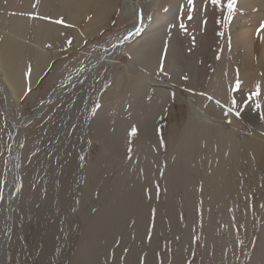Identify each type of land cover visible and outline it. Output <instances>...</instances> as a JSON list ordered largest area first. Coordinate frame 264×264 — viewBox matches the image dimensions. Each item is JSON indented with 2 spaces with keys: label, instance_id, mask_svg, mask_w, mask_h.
<instances>
[{
  "label": "rangeland",
  "instance_id": "obj_1",
  "mask_svg": "<svg viewBox=\"0 0 264 264\" xmlns=\"http://www.w3.org/2000/svg\"><path fill=\"white\" fill-rule=\"evenodd\" d=\"M59 2L0 0V220L8 223L12 214L7 264H260L264 107L256 105L264 106V94L246 97L256 84L264 92V64L258 67L257 48L251 71L234 45L241 23L258 24L251 15L264 14V3L250 9L249 0H238L231 20L226 10H209L190 21L178 8L184 0H149L143 33L137 44L122 47L117 64L102 65L89 82L79 75L64 83L140 22L125 11L128 0H114L107 6L112 9L108 0H87L85 8ZM59 18L66 24L52 22ZM154 31H164L166 70L174 68L167 43L184 44L176 54L191 58L181 59L176 76L190 91H180L202 110L214 108L220 125L190 116L178 91L165 103L154 87L138 92L141 73L158 69V51L147 67L137 58ZM254 72L258 81L250 83L246 75ZM162 75L154 78L163 81ZM62 85L64 92L26 122ZM233 96L241 115L224 117L215 100L227 104ZM15 119L24 136L19 178L11 187ZM5 238L4 232L0 248Z\"/></svg>",
  "mask_w": 264,
  "mask_h": 264
},
{
  "label": "bare ground",
  "instance_id": "obj_2",
  "mask_svg": "<svg viewBox=\"0 0 264 264\" xmlns=\"http://www.w3.org/2000/svg\"><path fill=\"white\" fill-rule=\"evenodd\" d=\"M108 1L109 2L107 3L106 7L112 6V4L114 3L113 2L114 0H108ZM147 1H149V0H128L127 5L125 6V11L128 13L133 12V14L135 13L138 15V17H140L141 14H143V6L145 5V3ZM60 2H59L60 4H64V3L68 4V2H72V3L80 2L82 4V6L85 8L84 5L86 4L87 0H60ZM257 2L258 3L259 2L264 3V0H249L250 9L259 8L258 7L259 4ZM243 5L245 6V4H243ZM262 5H264V4H262ZM61 7H62V5H61ZM109 7H107V9H112ZM100 11H104V9H102V10L100 9ZM101 16H102V14H97V18H99ZM251 18L254 22H258V24L257 25L252 24V26H245L243 23H241V26L239 27V29L237 30V33L235 35L236 39H235V45H234V47H235L234 53L238 52L237 58L241 57L242 61L246 62L247 65L249 64V69H251V71H256L254 64L252 62V59H253V56L255 54V51H257V48L260 49L258 67H261L264 64V31H259L260 27L258 26V25H260L259 21H261V19L264 18L263 11L260 13L255 12V14L251 15ZM137 28H141V25L138 26ZM137 28L133 29L130 32L132 34V36L129 39H125L124 42H120V40H119L120 43L118 42V44L113 45L111 48H109V50L105 51L104 54L96 56L92 61H89L84 66L77 69L73 74H71L66 79V81L64 83L71 81V80H75L79 75H81L80 77H83V79L88 81V79L93 78L96 71L102 65H107L111 69L112 66H114L115 64L118 63L116 56L119 54V52L121 51V49L125 45V43L132 42V40H134L136 37H138L141 34L142 31L140 32L139 35H135ZM164 28L165 27H163V29ZM164 31H161V32H155L154 31L152 34L148 35L149 39L147 40L146 48L143 50L142 53L137 55V58L141 59L142 68H143V65L145 67L148 66L147 64H149L150 57L154 52L158 51L159 56H160L162 46H163V40H164ZM261 34H263V38H261L262 36L260 37ZM127 36H129V35H127ZM116 45H118V46H116ZM183 46H184V44L182 42H179L178 40H174V39L171 40V44H170V48H169L171 50H169L167 60H168V63H172L174 65L173 69L169 68L172 72H174L176 70L177 66L179 67V65L181 64V61H183L181 59H183L184 57L187 59L191 58V56H189V57L186 55L179 56L176 54L179 50H181L183 48ZM157 61H159V59ZM168 66H170V65H168ZM182 67H184V65L181 66V68ZM192 68L194 69L193 66H192ZM192 68H191V71H192ZM147 70H149L148 73H144V74L141 73L142 76L140 78V81L138 82V86L136 87V88H138L139 93H143V95L147 94V92H148L147 90L150 89L151 87H154V89H156L158 91V94L160 96H163V101L165 103L169 99V96H168L169 94L167 93V90L178 91L182 95L181 97H184V102L187 104V107H188L187 112L189 113L190 116L193 115L194 117L201 119L202 121H204L208 124H219L220 125L223 122V120H218V118H216L217 114H216V110L214 108L209 107L206 111L202 110L196 102H194L190 97H188L189 95H186L185 93L180 91L181 90L180 87H178L176 85H171V83H173L170 79L171 77L170 78L165 77V80H163V81H161L159 79L160 77L158 78V80H156L154 78L155 76L152 72L153 69L152 70L147 69ZM167 70H168V68H167ZM127 72L130 75L134 74L133 66L131 64H128ZM193 72H194V70H193ZM249 72H250V70H249ZM250 74L251 75L249 77L246 75V78H247V80H249L250 83H253L255 80L258 81L256 79L257 77H256L255 72L253 74L252 73H250ZM262 78H264V77H262ZM64 87H65V85H62L61 87H59V89L57 91L53 92L52 96H50L43 104H41L32 113V115H30L28 118H26L25 121L28 122L32 118L37 117V115H39L46 108V106H47L46 104H48L53 97H55L56 95H61L64 92L63 91ZM164 103H163V105H164ZM143 106H144V104H143ZM14 122H15L16 132L14 135L13 146H12V163H13L11 166L12 171H11V174L9 176L10 177L9 185L11 187L14 186L16 179L19 178L20 169H21L20 163H19V152H20L22 141H23L22 139L24 136L23 130H22L23 124L17 123L16 119ZM10 227H11L10 216L8 217V223L2 222L0 220V233H2V234H0V236L3 237L4 232L6 235L5 242L3 243V248L2 247L0 248V257H1L2 249H3V255L6 257L5 264H7V246H8V240H9V236L7 234L9 233L8 228H10Z\"/></svg>",
  "mask_w": 264,
  "mask_h": 264
},
{
  "label": "snow or ice",
  "instance_id": "obj_3",
  "mask_svg": "<svg viewBox=\"0 0 264 264\" xmlns=\"http://www.w3.org/2000/svg\"><path fill=\"white\" fill-rule=\"evenodd\" d=\"M237 2H238V0H226V3L224 2V0H199V4H197V0H184V4L178 5V8L187 14V19L190 21L194 19V14L198 15L200 12L207 14L209 10H218L221 15H223V13L226 10L227 14H228V19L231 20L233 17V14L237 10ZM48 19H51V18L49 17ZM89 19H91V17H89ZM52 22L55 24H58V25H65L66 24L65 20L62 18L56 19ZM139 22L142 26L143 22H144L143 21V14H141ZM202 23L206 24L207 21L204 20V21H202ZM66 26L70 27L71 25H66ZM174 27H175V25H174ZM178 27H179V29L183 30L184 32H187V28L183 23H179ZM141 31H142V28H137L135 35H139ZM259 31H264V23H261ZM220 35H223V33H220ZM131 36H132V34L130 33L129 36L125 37V39H129ZM66 42L69 46H71L73 43L71 39L67 40ZM192 43H193V45L195 44V37L192 38ZM47 47L50 48L51 45H47ZM128 59L131 60L132 57L129 56ZM160 70H161V72H163L162 66H161ZM28 74L29 75L31 74L30 66L28 69ZM181 79H183L184 81H188L189 77L187 75H184L181 77ZM240 87H241V82H240V80L238 78V74H237V80L235 82L234 90L239 91ZM28 91L30 92L31 89L29 88ZM185 91H190V89H185ZM193 94H195V93H193ZM262 94H264V92H262V86L260 84H256L254 86V89L249 92L246 99L255 101V99H258L259 97H261ZM199 95L204 96V95H206V93L201 92V93H199ZM207 99L209 101H212L213 97L211 95H208ZM215 104L220 107L224 117H227L229 114H232L235 117L239 118L241 115L239 107L237 106V99L234 96L230 98V100L227 102V104L221 103V101L219 99L215 100ZM100 107H101V105H96V109H99ZM205 107H207V105H205ZM256 107H257V109H261L264 106L257 104ZM95 114H96V112L93 111V115H95ZM260 118L264 119V113H261ZM226 123L231 125L232 120H226ZM137 132H138V130L135 127H133L131 129V135L132 136L137 135ZM21 147H23V145ZM23 187L24 186L21 184L19 187L16 188V191L18 193H22ZM187 264H191V261H188ZM260 264H264V257H262Z\"/></svg>",
  "mask_w": 264,
  "mask_h": 264
},
{
  "label": "crops",
  "instance_id": "obj_4",
  "mask_svg": "<svg viewBox=\"0 0 264 264\" xmlns=\"http://www.w3.org/2000/svg\"><path fill=\"white\" fill-rule=\"evenodd\" d=\"M143 33V32H142ZM141 33V34H142ZM139 36H141V35H139ZM138 36V37H139ZM138 37H136L134 40H132V42H127L128 44H137V43H135V40L138 38ZM127 43H125V44H127ZM167 43V42H166ZM170 44H171V42L170 43H167V46H168V48H170ZM131 52H133V49H131ZM164 59V56L163 55H160V61H159V64H158V69L157 70H153L152 72H153V74L154 75H162V74H164V75H166L167 74V77L168 78H170L171 79V81L173 82V83H176L177 84V86H179L181 89H185V86L183 85V84H181V80H179L178 78H177V76H176V74H177V71L178 70H175L174 72H172L171 70H166V69H164V67H163V72H161V66H162V60ZM168 71V72H167ZM167 72V73H166ZM180 72H186V69L185 70H183V71H180ZM149 90H153V88H150ZM167 93L172 97V99H175L176 98V91H172V90H167ZM169 103H171V102H169ZM168 103V104H169ZM167 104V105H168Z\"/></svg>",
  "mask_w": 264,
  "mask_h": 264
},
{
  "label": "water",
  "instance_id": "obj_5",
  "mask_svg": "<svg viewBox=\"0 0 264 264\" xmlns=\"http://www.w3.org/2000/svg\"><path fill=\"white\" fill-rule=\"evenodd\" d=\"M124 41H125V40H123V41H121V42H124ZM50 102H51V101H50ZM2 213H3V211H2ZM2 213H1V214H2ZM1 214H0V215H1ZM10 218H11V214H10Z\"/></svg>",
  "mask_w": 264,
  "mask_h": 264
}]
</instances>
